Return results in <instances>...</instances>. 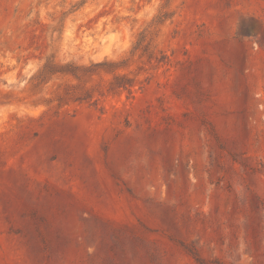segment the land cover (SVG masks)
<instances>
[{"label": "rangeland", "instance_id": "obj_1", "mask_svg": "<svg viewBox=\"0 0 264 264\" xmlns=\"http://www.w3.org/2000/svg\"><path fill=\"white\" fill-rule=\"evenodd\" d=\"M0 264H264V0H0Z\"/></svg>", "mask_w": 264, "mask_h": 264}, {"label": "trees", "instance_id": "obj_2", "mask_svg": "<svg viewBox=\"0 0 264 264\" xmlns=\"http://www.w3.org/2000/svg\"><path fill=\"white\" fill-rule=\"evenodd\" d=\"M99 67H101L104 71L107 73H110L113 75V78L116 84L119 85L118 87H122V89H125L126 87L129 86V84H119V81H122L124 78L122 75H116L114 74L117 69H119V63L116 62H110V61H104L101 64H99ZM91 74V70L88 67L85 66H78L74 65L72 63H67L64 65H59L53 63L51 60H48L41 71H39L37 76H55V75H68L71 76L72 78H75L77 80H80L81 75H87ZM47 80L44 79L43 83Z\"/></svg>", "mask_w": 264, "mask_h": 264}]
</instances>
